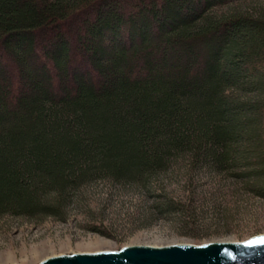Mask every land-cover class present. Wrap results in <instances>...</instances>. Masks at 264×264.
Returning a JSON list of instances; mask_svg holds the SVG:
<instances>
[{
    "label": "trees",
    "instance_id": "obj_1",
    "mask_svg": "<svg viewBox=\"0 0 264 264\" xmlns=\"http://www.w3.org/2000/svg\"><path fill=\"white\" fill-rule=\"evenodd\" d=\"M234 1L0 0V216L182 155L264 196V6Z\"/></svg>",
    "mask_w": 264,
    "mask_h": 264
},
{
    "label": "rangeland",
    "instance_id": "obj_2",
    "mask_svg": "<svg viewBox=\"0 0 264 264\" xmlns=\"http://www.w3.org/2000/svg\"><path fill=\"white\" fill-rule=\"evenodd\" d=\"M262 6L264 0H238L215 11ZM192 167L182 155L144 186L94 181L74 192L58 218L0 216V264H38L50 256L132 245L240 242L264 234L263 195L243 179Z\"/></svg>",
    "mask_w": 264,
    "mask_h": 264
},
{
    "label": "water",
    "instance_id": "obj_3",
    "mask_svg": "<svg viewBox=\"0 0 264 264\" xmlns=\"http://www.w3.org/2000/svg\"><path fill=\"white\" fill-rule=\"evenodd\" d=\"M38 264H264V234L240 242L132 245L114 251L61 254Z\"/></svg>",
    "mask_w": 264,
    "mask_h": 264
},
{
    "label": "bare ground",
    "instance_id": "obj_4",
    "mask_svg": "<svg viewBox=\"0 0 264 264\" xmlns=\"http://www.w3.org/2000/svg\"><path fill=\"white\" fill-rule=\"evenodd\" d=\"M63 243V242H62ZM60 245V244H59Z\"/></svg>",
    "mask_w": 264,
    "mask_h": 264
}]
</instances>
